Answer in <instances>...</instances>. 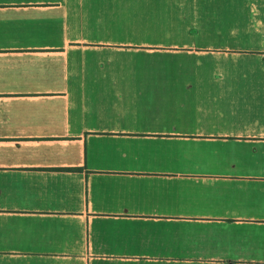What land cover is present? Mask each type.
<instances>
[{"label":"crops","instance_id":"0c3cea01","mask_svg":"<svg viewBox=\"0 0 264 264\" xmlns=\"http://www.w3.org/2000/svg\"><path fill=\"white\" fill-rule=\"evenodd\" d=\"M0 264H264V0H0Z\"/></svg>","mask_w":264,"mask_h":264}]
</instances>
